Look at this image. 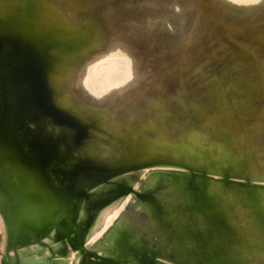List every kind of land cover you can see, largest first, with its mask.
<instances>
[{
  "label": "bare ground",
  "instance_id": "obj_1",
  "mask_svg": "<svg viewBox=\"0 0 264 264\" xmlns=\"http://www.w3.org/2000/svg\"><path fill=\"white\" fill-rule=\"evenodd\" d=\"M12 1L41 2L67 22L108 16L112 9L116 19L132 4ZM140 1V15H127L124 30L111 28L100 43L69 55L66 73L52 78L60 106L102 113L149 138L125 154L129 169L124 165L123 173L116 174L123 167L113 148L102 147L90 157L93 168L82 181L90 184L109 175L114 181L92 186L91 192L109 201L87 224L84 246L106 258L124 257L128 264H181L166 255L177 247L175 231L195 250L196 264H264V0ZM22 29L31 40L40 37L35 36L40 30ZM228 138L255 166V171L249 167L250 193L223 187L219 165L225 163L213 153V144L230 150ZM200 143L201 148H193ZM246 171L235 167L233 176L243 187ZM201 175L211 179L202 185ZM157 190L159 200L153 197ZM214 197L225 201L224 207ZM249 217L256 218L253 225ZM85 218L81 207L78 219ZM4 259L81 264V254L57 242L53 231L39 242L8 247L0 216V264Z\"/></svg>",
  "mask_w": 264,
  "mask_h": 264
},
{
  "label": "water",
  "instance_id": "obj_2",
  "mask_svg": "<svg viewBox=\"0 0 264 264\" xmlns=\"http://www.w3.org/2000/svg\"><path fill=\"white\" fill-rule=\"evenodd\" d=\"M106 1L113 7L123 2L102 0ZM130 1L132 4L125 6L116 19L112 9L108 16L67 22L60 19L59 12L44 7L41 2L17 4L0 0V216L10 248L28 241L39 242L53 231L57 242L81 254V264H128L124 257L106 258L85 248L87 224L95 211L109 201L91 192L92 186L114 180L109 175L86 184L82 176L92 170L89 163L95 159L90 157L101 152L102 147L118 152L123 169L116 174L125 172L129 169L125 154L137 149L140 139L149 138L140 128L115 124L102 113L60 106L56 101L58 93L51 84L54 76L66 73L69 55L82 53L96 40L100 43L111 28L124 30L125 17L139 14L141 1ZM25 27L40 30V34H35L40 37L31 40L22 29ZM53 50L59 53L51 54ZM50 91L55 95H50ZM238 136L246 142L243 131ZM227 140L230 150L222 143L213 144V153L225 163L219 165L223 187L228 190L233 185L250 193L254 186L249 180V169L255 171V166L247 153H241L231 145V139ZM158 141L167 146L170 143L165 138ZM196 147L201 148V143L193 145ZM235 167L248 168L246 187L233 179ZM200 177L202 185L211 179L208 175ZM91 179L90 173L88 180ZM158 193L157 190L153 194L157 200ZM211 196L203 195V199L213 200ZM215 200L223 207L226 204L222 199ZM81 207L86 211V222L78 219ZM255 217H249L248 223L253 225ZM218 224L223 227L221 222ZM172 234L177 247L166 255L181 264H196L195 250L186 246L179 233ZM1 263L10 264L6 259Z\"/></svg>",
  "mask_w": 264,
  "mask_h": 264
},
{
  "label": "snow or ice",
  "instance_id": "obj_3",
  "mask_svg": "<svg viewBox=\"0 0 264 264\" xmlns=\"http://www.w3.org/2000/svg\"><path fill=\"white\" fill-rule=\"evenodd\" d=\"M235 2H241V0H235ZM244 2H250V3H260L261 0H244Z\"/></svg>",
  "mask_w": 264,
  "mask_h": 264
}]
</instances>
